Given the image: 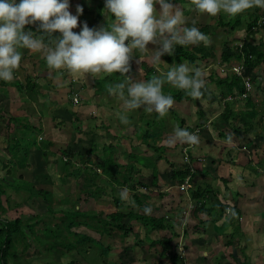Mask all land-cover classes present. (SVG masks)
Returning <instances> with one entry per match:
<instances>
[{
    "label": "crops",
    "instance_id": "1",
    "mask_svg": "<svg viewBox=\"0 0 264 264\" xmlns=\"http://www.w3.org/2000/svg\"><path fill=\"white\" fill-rule=\"evenodd\" d=\"M212 1L0 0L1 65L8 66L13 77L16 65L22 68L21 59L30 62L28 83L19 85V89L31 92L33 86V95L45 99L39 104L40 110L51 116L48 120L52 123L56 121L52 128L40 129L46 153L54 158L56 153L65 152L81 161L68 171L58 166L62 175L54 178L62 186L71 181L70 177L74 179L79 188L70 204L76 201V211L92 208L88 215H101L108 224L103 234L96 223L89 229H78L101 240L103 236L109 241L113 238L119 254L108 264H177L178 249L184 253L181 264H264V138L254 121L255 131L244 133L237 118L242 112L240 101L222 97L223 91L216 86L217 80L235 76L228 70L238 66L253 81L243 59L220 61L225 47L230 49V41L239 38V28L227 25L241 20V6L247 0H219L217 5L223 10L219 15L227 25L217 27L206 24L200 15L202 4ZM42 3L62 10L60 13L57 9L54 18L60 39L51 51L18 29L21 25L34 26ZM19 6L30 13H17ZM253 8L261 14L264 0H257V5L255 1ZM241 38L235 40L234 54L242 49ZM179 49L194 55L195 61L175 64L174 53ZM6 59L10 61L2 64ZM221 68L226 74L220 73ZM257 71L260 73L255 80L262 67ZM181 75L190 79L177 81ZM148 76H155L157 84ZM71 80L76 83L71 84ZM171 89L173 96L167 93ZM58 91L64 99L49 100L46 94ZM73 93L79 97L76 106L70 103ZM33 95L31 92L30 98L35 99ZM225 108L233 113L227 122L222 117ZM162 111L169 115L179 111L188 119L180 126L169 119L170 125L166 122L154 134L136 137L143 121L159 124L166 117ZM204 124L208 125L188 148L186 137ZM156 134L152 145L145 144V139ZM49 136L58 139L56 150ZM240 146L250 149L249 162L258 158L249 163L248 170ZM157 150H162L161 157H156ZM33 152L34 158L42 159L40 152ZM108 156L119 168L121 178L87 180L85 170L99 175L97 165ZM134 158L153 161L149 165ZM186 168L193 172L192 189L183 192L174 178ZM76 170L81 172L78 178L73 176ZM96 188L101 192L92 193ZM193 194L203 196L199 201ZM67 201L65 197L63 203ZM226 208H230L229 215ZM117 213L126 217L120 222L123 232L109 220ZM162 239L168 243L165 252ZM104 249L112 251L110 245Z\"/></svg>",
    "mask_w": 264,
    "mask_h": 264
},
{
    "label": "rangeland",
    "instance_id": "2",
    "mask_svg": "<svg viewBox=\"0 0 264 264\" xmlns=\"http://www.w3.org/2000/svg\"><path fill=\"white\" fill-rule=\"evenodd\" d=\"M255 1L257 5V0H247V4L249 5V7L247 6L245 2L242 3L241 8L243 7V12H242V15L240 16L241 26L238 27L239 33H237V36L239 38L242 37L241 39H243L246 34L245 28H246V25H248L249 21L255 17H258V15L260 14L256 12V10H254L253 8L255 7ZM218 3H220L219 0H214L212 1V3L209 2L206 5L202 4V7L200 9V15H203L202 17L206 19V24L208 23L209 25L213 24L214 27H217L220 24L223 26H226L227 24L225 25L223 23L224 17L220 18L219 12L223 10L220 6L217 5ZM216 7H219V8L216 9ZM209 18H211L212 20H210ZM231 19H232V16H231ZM233 24H234V20L230 22V25H233ZM230 25H227V26L231 28ZM213 30L214 28L211 29V32ZM239 38H236L230 41V43L228 44L230 46V49L234 48V45L237 43V41L235 40L239 41L240 40ZM253 40H256L257 41L256 44H259L260 50L264 51V29H261L258 33H256L253 36ZM6 41L8 42V46L12 47V45L10 44L11 41L9 39H7ZM5 61L9 62L10 60L6 59L3 61L2 64H7ZM21 61L23 62L21 70L19 69L18 65H16L15 73L13 74V77H11L12 71L10 70L8 66L3 67V65H1L2 61L0 60V68L3 69V70L0 69V110H2L8 116L10 115L12 117H17L19 119V122L16 125L12 123L14 128L12 127L11 129H13V132L15 130L14 134H8V137H7L5 136V129H6L5 124H6L7 118L3 119L0 116V186L2 187V190L5 192L4 195L0 196V204L6 210L4 217H7L9 219H16V218L25 219L27 217L35 216L37 219H41L47 225H55L59 223L61 224L59 219L56 218V216H53L54 217L53 218L52 215H49L46 209L49 208L51 211H54L55 213H57L59 210H62L68 207L69 208L71 207V209L77 207L78 204L76 203V201H74L75 203L73 204H70V201L74 200V198L76 197L77 189L79 188L77 187V184L75 183L76 181H74V179H72L71 177H70L71 181H67L66 183H64V186H62V183L56 181L54 178V176L57 174L62 175V172L58 170L57 168L58 166H62V168L64 169L67 168L65 164H62V162H60V159H61L60 157H62L61 156L62 152L56 153L55 155H57V157L55 156L54 158L53 156L48 155L46 158H42L40 160V158L37 156L35 157L37 160H35L34 158L35 153L33 152V150L35 149L31 148L27 150V153H28V158L26 161L27 168H25L24 170H19L18 168L13 167L12 165L9 166V163H8L9 160H12V158L9 157L10 153L7 151L8 143L11 144V142H8L9 141L8 139L11 138V135L16 136L15 138L17 139H20V136L24 135L26 142L25 144H22L21 146H24L23 148L25 149L28 145L30 138L32 139L36 135L37 131L35 130L38 129V127L42 131L44 128V131H45V128H47V126L52 128L54 126L53 124L56 123V121H53L52 123V121L48 120L51 116L47 113L45 114L43 110H40L39 104L45 100L44 98L39 97L40 94L38 95V97H35L33 93L36 94V92H34L35 90L33 91V89H31L30 91L32 92V95L35 97L34 99V98H30L31 92H28L27 90L24 91L23 89H21L20 91L18 90L19 88L17 89V84L19 86V85H25L26 82L28 83L29 77L27 76V71L29 72L28 69L30 68V65H31L30 62H28V59H25V60L21 59ZM262 64L264 65V61ZM248 73L253 78L252 90L250 92V95L253 97V103L255 105L254 107L258 112V116L254 120V123L257 125L259 129L258 131V133L260 132L259 135H262V138H264V101H263L264 97H263V92L261 91V88H263L264 86V78L262 81L258 80V78L257 80H255L256 74L260 73L258 71L255 72L251 70ZM155 78H156L155 76H152V77L148 76L147 79H150L154 84H157V81L155 80ZM185 78L190 79V77H185L184 75H181L179 76V79H177V81L181 79L184 80ZM203 81L206 82V80L204 79ZM1 83H4V84H1ZM38 84L41 85V82H39ZM211 92L212 90L210 89V93ZM52 93L53 94L51 95L49 93L46 94L49 100H51L52 102H57L56 98L64 99L63 96L62 98L59 95L60 91L52 92ZM167 93L173 96L174 91H172L171 89L170 91H167ZM185 99L188 100L187 98ZM34 100L35 102H33ZM188 101H191V100L189 99ZM192 103L194 105L196 104L195 101H192ZM60 106L61 104L59 105V107ZM239 106H240L239 112L240 111L244 112L248 110L246 109L243 102L242 103L240 102ZM167 111H168V108H167ZM188 111H190V109ZM177 113L178 115L176 116ZM162 115L166 117L163 118L159 122V124L154 123L152 121H143L142 125L138 127L137 129L136 137H143L148 133L154 134L156 130L161 129L160 127L164 128V125L169 119H174V124L176 126L177 125L180 126V122H186L188 119L186 114L182 115V113H180L179 111L175 113H171L170 115L168 112L162 111ZM39 118L42 119L41 122H39ZM167 124L170 125L169 122H167ZM204 125L205 126L202 129L201 128L197 129L198 134H200V132L204 128H206L208 124L207 125L204 124ZM23 127H27L28 129L23 131L24 130ZM29 127H30V133L28 132ZM7 132H9V130ZM28 137L29 139L27 140ZM43 137L44 135L39 133L38 135H36V138H34L36 145L40 149L42 148L45 149V147L47 146L46 143H42ZM45 137L47 138V136ZM62 137L64 138V136ZM156 137H158V134L151 135L149 140L146 141L145 139V144L152 145V143L157 140L155 139ZM48 138L52 139L51 142H53L54 144L56 143L55 147H53V149L56 150L55 148L59 147L57 146L58 139H54V137L52 138L51 136H49ZM64 144H66V142ZM261 144L264 145V141ZM239 149L241 150L239 153L242 154L245 159L243 161L247 163L244 167H246L248 170V168L250 167L249 163H251L252 161L257 162L258 158L249 162L250 161L249 157L251 155L250 149L242 147V146H240ZM157 153L158 154L156 157L162 156V150H157ZM21 154H22V150H20L18 156H20ZM133 160L142 161L144 163H148L149 165L153 161L152 159H149V158L148 159L134 158ZM44 161H45V165H43ZM69 161H71L73 165L76 163H81V161H78L77 158L76 159L69 158ZM51 166L55 167L54 169L55 172L51 169L52 168ZM66 170L68 171V168ZM248 173H251V172L248 171ZM253 174H256V173L253 172ZM262 175L264 178V172L262 173ZM19 179H21L22 182L26 183L28 186H31L33 188L37 187L38 190L44 191V193L48 195L47 200H43V197L37 196V195L33 196V198L29 200L28 199L29 195L27 193L22 192V191H19V192L15 191L11 187V185H14V184L21 185L19 182ZM65 197H67L68 201L66 203H63V199ZM89 221L92 222V220H89ZM79 222H82V221H79ZM63 223L65 224L67 222L65 221ZM99 227H101L100 232L108 231V228H104V226L102 225H100ZM36 230L38 231L40 230V232L42 233V235L39 236V241L42 242V244L35 242V239H34V241L29 242L30 248L25 251H23V247L21 246V244H18L17 245V251H18L17 256H15L16 257L15 259L8 261L9 264H68L71 261H75V260L81 264H108L113 258L116 257L117 254H119L118 250H116V249H119V248H116L118 245H114L113 238L109 241V240H105L106 237L103 236L102 237L103 239L101 240L100 238L95 237V235L88 236L84 234L83 232L76 230V233H74L73 231L72 233L78 235V237L75 238L74 236H72L71 240L70 241L68 240V242L66 243L63 239V238L66 239V232H65L64 227L62 229H58V234L56 235L50 234L49 231H47L44 228L43 223L40 224V226H38ZM85 237L90 238L91 240L85 239L86 244L84 246L76 247L75 250L68 251V249L71 247H69L67 244L73 245L75 239L76 241H80L82 238H85ZM52 241L55 242V244L52 245ZM100 241L101 243L99 245L98 242ZM62 242H64L65 244ZM109 245L111 246L112 251L106 252V249L104 248ZM85 249H87V251H85ZM114 250H116V252ZM262 261L263 259L261 260V262Z\"/></svg>",
    "mask_w": 264,
    "mask_h": 264
},
{
    "label": "trees",
    "instance_id": "3",
    "mask_svg": "<svg viewBox=\"0 0 264 264\" xmlns=\"http://www.w3.org/2000/svg\"><path fill=\"white\" fill-rule=\"evenodd\" d=\"M40 8L41 10H39L38 17L36 20H34V26L31 27L29 25H21V26H18V29L21 30V32L24 34L25 37L32 36L35 40L37 39V41L42 45L43 49H45L46 51H51L54 49V43L60 39V34L58 31L59 24H57L54 21V18L58 10L60 13L62 12V10L60 8H57L58 9L57 10L56 8L46 5L44 3L40 4ZM17 13H20L22 15L23 14L28 15L30 13V10L27 8H24L23 6H19L17 9ZM260 17H263L264 19V11L261 12V14H259L258 17H255L252 20H250L248 25H246V28H245L246 36H245V39H243L242 49L240 50V52H238L239 54L237 52H235L236 54H234L233 49L231 50L228 47H225L224 51L221 53V56H220L221 63H228L229 60L232 58H234L237 61H240L241 59H243V62H244V65L247 71H251V70L257 71L259 67L264 66L262 64L264 61V51L260 50L259 44H256V43L254 44L255 40H253V38L249 39L250 36L253 37L261 29H264V22H263L259 28L257 26L256 32L252 31V27L257 25ZM219 26H222V25L220 24ZM230 26L232 29H234V28H238L237 26L240 27L241 24H240V21L239 22L236 21V23ZM199 48H200V45H199ZM174 56H176V58L174 59V63L177 65L184 61H189V62L195 61L194 55L191 56L189 54H186V52L182 51V49H179V51H175ZM261 75L264 77V67H262ZM260 76L258 77V80L262 81L261 79L262 77ZM217 81H218L216 83L217 88L223 91V93L221 94L222 97L226 98L227 96H231L232 98H235V97H239V95H241L244 92V87L241 83L240 78H237L235 76H230V78L227 77L223 82L221 81V79ZM252 83L253 81L251 80V85ZM20 87L21 86L17 85V89ZM32 87L33 86H31V89H33ZM261 91L263 92V97H264V86L263 88H261ZM177 98H181V97H179L178 95ZM239 101L243 102L245 107L248 108L249 110L239 113L237 118L241 121L240 124L242 123L243 125L244 133H248V132L252 133L253 131H255V126L253 125V121L258 115V112L254 107L255 105L253 103V97L250 94H248L246 98L241 99ZM227 108H225L224 112L222 113L223 120L226 122L228 121L229 118L233 117V113H231L229 109ZM0 116L3 119L7 118L6 124H5V127H6L5 136L8 137V134H14L15 130L13 132V129H11L12 127L14 128L12 123L16 125L19 122V119L17 117H12L10 115L8 116L2 110H0ZM23 128H24L23 131L28 129L27 127H23ZM8 130L11 133L7 132ZM35 131H37L38 134L41 132L39 127ZM28 132L30 133V127H29ZM15 137L16 136L11 135V138L8 139L9 140L8 142H11V144L8 143L7 151L10 153L9 157L12 158V160L8 161L9 166L12 165L13 167L18 168L19 170H24L25 168H27V163H26L27 158H28L27 150L31 148H35L37 152H40L41 158H46L48 156V154L46 153L47 152L46 148L40 149L36 145V142L34 140V138H36V135L32 139L30 138L28 145H27L28 148L26 147L25 149L23 148L24 146H21L22 144H25L26 142L25 136L24 135L20 136V139H17ZM28 139L29 137L27 138V140ZM20 150H22V154L18 156ZM61 156H62L61 158L62 164H65L68 170L73 169L74 165L71 163V161H69V158L73 159L74 156H70L68 154H65L64 152L62 153ZM97 166L99 167L98 169L101 170V173L99 175H97V173L93 174L91 172V169L89 168L85 170L84 175L87 176L88 178L87 180H90V179L97 180L101 178L102 176L105 177L106 180H112V181H118L121 178L120 177L121 174L119 173V168L113 163L110 156H108L104 161H102V163H100ZM79 175H81V172L79 173L78 170H76L73 173V176L75 178H78ZM188 176L191 177V181H192L193 174L190 172V169L186 168L184 172L176 173L175 175L176 178L174 179L180 185L185 180V178ZM19 182L21 185L14 184V185H11V187L17 192L22 191V192L27 193L29 195L28 196L29 200H31V198H33V196H36V195L43 197V200H47L48 195L45 194L44 191L38 190L37 187L33 188L31 186H28L26 183H23L21 179H19ZM98 192H101V189L96 188L92 193H98ZM4 194L5 192L2 190V187L0 186V196ZM203 194H199L200 197H196V195L193 194L194 200L196 199L200 201ZM79 206H82V205L80 204ZM46 210L49 215H52V217L56 216V218L59 219L61 224L59 223L55 225H47L41 219H37L35 216L27 217L25 219L23 218L9 219L7 217H4L6 210L0 204V264H9L8 261L16 258L15 256H17V253H18L17 251L18 244H21V246L23 247V251L30 248L29 242L34 241V239H35V242L42 244V242L39 241V236L42 235V233L40 232V230L39 231L36 230V228L40 226V224L42 223H43L44 228L47 231H49V233L52 235L58 234V229H62L64 227L65 232H66V239L65 238L63 239L66 243L68 242V240L69 241L71 240L72 236H74L75 238L78 237V235L73 234L72 231L76 233V230H78L81 226H84L85 228L89 229V226L93 225L92 223H96L99 226L102 225L104 226V228H106L108 225L107 223H105L104 220L100 218L101 215L99 216L96 215L97 218L95 216L88 215L89 213L93 212L92 208H89V210L81 209L79 211H76L75 208L65 209V210H59L57 213H55L54 211H51L49 208H47ZM123 218H126V217L118 213L112 216H109V220L111 222H113L116 225H119L117 229L118 231H121V232L124 231V227L120 225L121 224L120 222L122 221ZM89 220H92V222H90ZM65 221L67 222L65 223L66 225L63 223ZM79 221H82V222H79ZM103 233L105 232H102V234ZM85 239L91 240L90 238L85 237V238H82L80 241H76L75 239L73 245L67 244L69 247H71L68 249V251L75 250L76 247L84 246L86 244ZM162 240L163 241H161L160 244L162 246V250L165 252L168 246V243L166 239H162ZM53 244H55V242L52 241V245ZM175 260L176 258L174 257L172 261L175 262ZM68 264H81V263L75 260V261H71Z\"/></svg>",
    "mask_w": 264,
    "mask_h": 264
},
{
    "label": "built area",
    "instance_id": "4",
    "mask_svg": "<svg viewBox=\"0 0 264 264\" xmlns=\"http://www.w3.org/2000/svg\"><path fill=\"white\" fill-rule=\"evenodd\" d=\"M264 19L261 18L259 19L258 23L256 26L252 27V31L256 32L257 31V26L258 28L262 25V23L264 22L263 21ZM230 72L233 73L235 76L241 78L243 80V87H244V92L239 95V97H237L238 100H241V99H244L247 97L248 94H250L251 90H252V85H251V82L249 80L248 77H245L244 74H243V67L242 66H238V67H231L230 69ZM220 73L221 74H226V70L224 68H221L220 69ZM73 83H76L75 80H71V84ZM231 100V99H229ZM71 105L72 106H76L79 104V97L77 94L73 93L72 96H71ZM198 134V131L197 129H195L191 134H189L187 137H186V140L189 142V145H188V148H191V142L194 138L195 135ZM183 158L184 160L186 161L187 160V152L186 150L183 151ZM186 163V162H185ZM190 169V172H192L191 168ZM192 181H191V177L188 176L185 178V180L179 185L178 189L180 191H183V192H186L188 190H191L192 189V185H191ZM189 209H193L191 206L189 207ZM226 214H230V208H226L225 210ZM184 253L182 252V249H178L176 255H177V259H178V263L177 264H181V262L184 260Z\"/></svg>",
    "mask_w": 264,
    "mask_h": 264
},
{
    "label": "clouds",
    "instance_id": "5",
    "mask_svg": "<svg viewBox=\"0 0 264 264\" xmlns=\"http://www.w3.org/2000/svg\"><path fill=\"white\" fill-rule=\"evenodd\" d=\"M260 16H261V15H260ZM261 18H263V17H260V19H261ZM235 45H237V44H235ZM224 69H225V68H224ZM230 69H231V68H230ZM230 69L228 70L229 72H230Z\"/></svg>",
    "mask_w": 264,
    "mask_h": 264
},
{
    "label": "water",
    "instance_id": "6",
    "mask_svg": "<svg viewBox=\"0 0 264 264\" xmlns=\"http://www.w3.org/2000/svg\"><path fill=\"white\" fill-rule=\"evenodd\" d=\"M235 255H236L235 252H233V257H235Z\"/></svg>",
    "mask_w": 264,
    "mask_h": 264
},
{
    "label": "bare ground",
    "instance_id": "7",
    "mask_svg": "<svg viewBox=\"0 0 264 264\" xmlns=\"http://www.w3.org/2000/svg\"><path fill=\"white\" fill-rule=\"evenodd\" d=\"M241 82L243 83V80H241Z\"/></svg>",
    "mask_w": 264,
    "mask_h": 264
}]
</instances>
